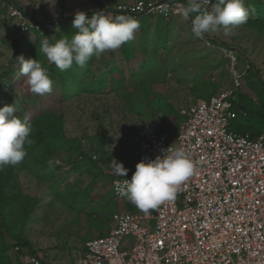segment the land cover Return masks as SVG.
Here are the masks:
<instances>
[{
  "label": "rangeland",
  "instance_id": "obj_1",
  "mask_svg": "<svg viewBox=\"0 0 264 264\" xmlns=\"http://www.w3.org/2000/svg\"><path fill=\"white\" fill-rule=\"evenodd\" d=\"M15 1L38 19L58 17L66 2ZM184 1L188 3V0ZM244 6L250 12L249 18L264 17V0H244ZM77 11L82 10H68L63 15ZM42 15L45 18H39ZM137 20L141 27L130 41L134 43V56L126 59L122 46L106 51L99 58L93 56L91 71L87 75L94 79V84L101 75L107 78V82L101 84L98 92L77 94L71 91L73 96L62 101L60 79H52V91L40 96L31 93L24 84V78L18 77L20 64L17 57L21 55L26 59L37 58L46 68L51 64L43 53L38 54L40 41L46 36L28 34L22 37L14 22L0 13V108L16 101L18 115L23 119V114H27L29 122L41 109H55L63 114L67 136L76 139V143L80 141L90 153L98 155L96 162L78 166L69 152L58 149L46 156L45 163L33 162V158L26 155L20 163L3 168L8 196L21 191L37 200L23 229L31 248L24 247L25 253H18L11 246L6 255L7 264H23L26 251L41 252L50 263L72 264L84 251L88 239L109 232L120 211L142 212L127 198L114 195L110 163L115 159L127 164L135 129L158 112L164 113L170 129L176 131L182 119L180 109L183 106L207 100L210 94L231 85L226 61L214 43H229L240 48L247 60L254 64L245 76L244 87L238 90L236 100L239 103L237 108L246 106L248 114L236 118L233 127L263 129L264 27L247 21L235 29L234 34L227 35L221 27L209 33L213 43L207 45L205 40L192 33L191 20L185 21L182 16L168 21L160 16L145 15ZM158 27L159 31L154 33ZM62 37H67L65 32L53 36L52 43ZM17 40H21L22 51L15 55L13 42ZM154 43H160L159 46L156 44L157 51H153ZM148 53L155 56L149 57ZM12 61L14 72L2 77ZM79 70H84V67L79 66ZM118 80L120 82L115 85ZM93 82L88 85L91 89ZM22 100L27 104L25 110L21 108ZM49 160L53 162L51 167ZM12 202L7 205L8 217L18 230L17 220L24 207V198ZM3 230L5 241L15 242L9 232L5 228Z\"/></svg>",
  "mask_w": 264,
  "mask_h": 264
},
{
  "label": "built area",
  "instance_id": "obj_2",
  "mask_svg": "<svg viewBox=\"0 0 264 264\" xmlns=\"http://www.w3.org/2000/svg\"><path fill=\"white\" fill-rule=\"evenodd\" d=\"M186 6L184 0H100L94 9L84 11L89 16L104 11L169 20L182 16ZM0 7L19 33L44 36L57 30L58 18L37 19L13 0H0ZM201 39L213 43L209 34ZM218 45L227 60L231 85L207 100L183 106L176 131L162 112L137 127L127 154L132 158L128 177L113 174L111 187L117 198H126L116 182L131 179L138 162L155 159L171 146L190 156L192 175L180 185L174 200L148 214L120 211L109 232L88 239L72 264H264V127L253 133L232 125L248 114L235 103L252 64L240 48ZM90 155L98 159L95 152ZM23 264L56 263L46 261L41 252L26 251Z\"/></svg>",
  "mask_w": 264,
  "mask_h": 264
},
{
  "label": "clouds",
  "instance_id": "obj_3",
  "mask_svg": "<svg viewBox=\"0 0 264 264\" xmlns=\"http://www.w3.org/2000/svg\"><path fill=\"white\" fill-rule=\"evenodd\" d=\"M162 11L167 12V8ZM181 14L185 21L191 20L192 33L203 38L221 27L226 35L234 34L235 29L247 23L250 12L244 0H188ZM140 27L137 19L126 14L113 16L97 11L89 16L85 11H77L72 22V28L77 31L71 38L62 37L54 43L45 38L40 41L38 54L43 53L48 62L62 71L74 64L84 67L93 56L99 58L106 51L116 50L133 40ZM17 58L18 77L24 78L31 93L40 96L50 93L53 81L48 69L37 58L26 59L23 55ZM18 111L16 101L0 108V170L23 161L26 145L33 143L29 138L32 132L29 117L21 119ZM161 151L155 159L138 162L131 179L116 182L120 195L145 214L174 200L180 185L194 170L193 161L183 148L171 146ZM48 164L53 166L51 160ZM110 165L114 175L128 177L129 169L123 162L113 159Z\"/></svg>",
  "mask_w": 264,
  "mask_h": 264
},
{
  "label": "trees",
  "instance_id": "obj_4",
  "mask_svg": "<svg viewBox=\"0 0 264 264\" xmlns=\"http://www.w3.org/2000/svg\"><path fill=\"white\" fill-rule=\"evenodd\" d=\"M62 6H63V3H62ZM261 7L262 6L259 5V8ZM0 13H4V9L1 7H0ZM57 18L59 21L57 30L53 33H48L44 35L46 36V38L51 39L55 35H58V36L63 35L64 32L66 36L68 37L69 35L72 36L77 31L76 29L72 28V22H73L74 16L64 17L63 11H62ZM170 20L171 19H169L168 21ZM248 21H250V24L252 25L256 24V25H260L264 27V17L263 16H260V18L257 17L255 19L249 18ZM158 31H159V27L157 28L156 31H154V33L155 32L157 33ZM20 35L22 37L23 36L27 37L28 33H20ZM50 41L52 42V39ZM13 44H14L15 55L20 54V52L22 51L21 40H17L13 42ZM156 44L157 43H154L153 51H157V47L160 45V43L157 44L158 46H156ZM133 49H134V45L130 41L122 45V52L124 53L126 59H131V57L134 56V54H132ZM152 55L154 54L148 53L149 57H152ZM92 63L93 61L91 59L84 66V70L82 71H80L79 66L75 64L73 65L72 69L63 70V71L60 69H57V66L54 63H51L50 65L47 66L50 78L60 79L62 88L59 94H60V99L62 101H65L69 99L71 96H73V94H71V91H76L74 93L79 94L82 91L98 92L101 90V87H102L101 84L106 83L107 78L101 75L97 79V83L94 84L93 82L94 79H91L90 76L87 75L88 72L91 71L89 67L92 65ZM251 64H252L251 68H253L254 64L252 62ZM14 68L15 67L12 61L7 65L8 71H4V73H2V77H5L9 73H13ZM2 80L5 85L6 84L8 85L7 81H5L4 79ZM91 82H93L92 89L88 87V85ZM119 82L120 80H118V82L116 81L114 84L116 85ZM235 106L236 108L239 107V103L236 102ZM240 107L246 109V111L248 112L246 106H240ZM21 108L23 110L27 109V104L25 100H22ZM37 113L38 114L33 118V120L29 122L32 127V132L29 138L33 141V143L31 145H26L27 156H31L30 158H33V162L45 163L46 156L50 155L51 153H55V150L57 151L58 149L64 150V152H69L70 156L74 158V162H77L78 166H85V164L96 162V160L91 157L90 155L91 153L88 150V148L83 147L80 141L76 143L77 141L76 139H73L67 136L65 129H64V121H63L62 113H59L55 109H51V108L44 109V110L41 109V111ZM23 115L24 117L25 115L28 116L25 113ZM246 129L251 130L252 132H255V133L259 132L258 130H255V129L252 130L248 127H244L242 129H237V130H246ZM71 151H75L74 152L75 154H71ZM80 156H83V158H80ZM127 156H128V161H127V164L124 165L126 168L130 167L132 164V158L130 157V155H127ZM113 177L114 175L111 176V178ZM6 187L7 186L5 184L4 171L2 169L0 170V264H7L6 255H7V251L9 250L11 246H14V248L15 246H19L20 249L18 250V253L20 252L25 253L24 247H28L29 249L31 248L30 246L31 244L25 237L23 229L37 203L36 198L32 196L24 195L22 194L21 191H15L13 194L8 196L6 193ZM20 197L24 198V207H23L22 212H20L21 215L19 216L17 220L18 230H16L12 226L11 219L8 217V211H7L8 206L7 205ZM11 204L14 205L13 202ZM3 228H5L7 232H9L11 238L15 242L7 243L5 241V234H4Z\"/></svg>",
  "mask_w": 264,
  "mask_h": 264
},
{
  "label": "crops",
  "instance_id": "obj_5",
  "mask_svg": "<svg viewBox=\"0 0 264 264\" xmlns=\"http://www.w3.org/2000/svg\"><path fill=\"white\" fill-rule=\"evenodd\" d=\"M13 1H15V0H13ZM111 2H126V1H130V0H110ZM16 2V1H15ZM99 2H100V0H68V2H67V0H66V2L64 3V7H63V9H61V11L60 12H64V14H65V12L66 11H68V10H73V9H76V8H79V9H81L82 11H86V10H91V9H94L98 4H99ZM17 4H19L18 2H16ZM20 5V4H19ZM21 6V5H20ZM59 12V13H60ZM194 15V14H193ZM34 16V15H33ZM43 16V15H42ZM48 17H50V16H48ZM36 18H37V16H36ZM39 18H45L44 16L43 17H39ZM38 19V18H37ZM172 20H173V18H172ZM145 22V21H144ZM134 44V43H133ZM215 44V49H218V50H220V52H221V54H222V56L224 57V55H223V52H222V50H221V47H220V45H218V44H216V43H214ZM224 60L225 61H227L226 60V58L224 57ZM226 64V66H227V68H228V64L227 63H225ZM230 73V72H229ZM231 76V75H230ZM214 78V77H213ZM242 108V107H241ZM242 109H244V108H242ZM244 110H246V109H244ZM253 133H255V132H253Z\"/></svg>",
  "mask_w": 264,
  "mask_h": 264
}]
</instances>
